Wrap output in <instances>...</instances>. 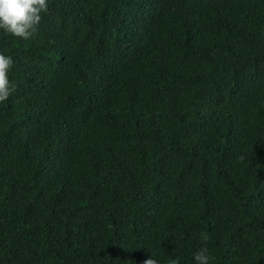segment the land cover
Masks as SVG:
<instances>
[{
    "label": "trees",
    "instance_id": "1",
    "mask_svg": "<svg viewBox=\"0 0 264 264\" xmlns=\"http://www.w3.org/2000/svg\"><path fill=\"white\" fill-rule=\"evenodd\" d=\"M0 52V264H264V0H49Z\"/></svg>",
    "mask_w": 264,
    "mask_h": 264
},
{
    "label": "clouds",
    "instance_id": "2",
    "mask_svg": "<svg viewBox=\"0 0 264 264\" xmlns=\"http://www.w3.org/2000/svg\"><path fill=\"white\" fill-rule=\"evenodd\" d=\"M49 0H0V32L20 40H29L38 31L43 13L48 10ZM14 64L11 55L0 52V103L7 101L16 85L9 79ZM202 240H207V233H200ZM213 257L207 247L202 246L192 254V264H210ZM143 264H158L151 256ZM168 264H179L176 257Z\"/></svg>",
    "mask_w": 264,
    "mask_h": 264
}]
</instances>
